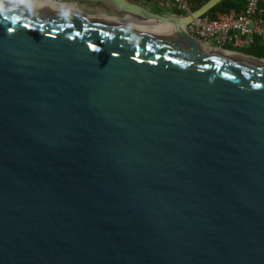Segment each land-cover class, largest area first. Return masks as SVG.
I'll use <instances>...</instances> for the list:
<instances>
[{
	"label": "water",
	"instance_id": "obj_1",
	"mask_svg": "<svg viewBox=\"0 0 264 264\" xmlns=\"http://www.w3.org/2000/svg\"><path fill=\"white\" fill-rule=\"evenodd\" d=\"M55 1L115 15L0 0V264H264V59L188 29L222 0Z\"/></svg>",
	"mask_w": 264,
	"mask_h": 264
},
{
	"label": "built area",
	"instance_id": "obj_2",
	"mask_svg": "<svg viewBox=\"0 0 264 264\" xmlns=\"http://www.w3.org/2000/svg\"><path fill=\"white\" fill-rule=\"evenodd\" d=\"M184 13L194 10L193 0H172ZM241 13L218 11L195 18L189 24V33L202 46L242 53L239 49L252 45L257 37L264 39V0H245ZM183 13V14H184Z\"/></svg>",
	"mask_w": 264,
	"mask_h": 264
},
{
	"label": "rangeland",
	"instance_id": "obj_3",
	"mask_svg": "<svg viewBox=\"0 0 264 264\" xmlns=\"http://www.w3.org/2000/svg\"><path fill=\"white\" fill-rule=\"evenodd\" d=\"M68 6L72 5V7L76 8L80 12L92 14V15H101L103 18H107L108 16H113L115 15L110 8L107 6L100 4V3H73V4H66ZM151 9H155L154 6H148ZM114 18V17H112ZM240 52L246 55H251L252 57H257V58H264L261 56H258L255 52H252L251 50L248 49H239Z\"/></svg>",
	"mask_w": 264,
	"mask_h": 264
},
{
	"label": "trees",
	"instance_id": "obj_4",
	"mask_svg": "<svg viewBox=\"0 0 264 264\" xmlns=\"http://www.w3.org/2000/svg\"><path fill=\"white\" fill-rule=\"evenodd\" d=\"M201 3H204L207 0H198ZM245 0H222L216 6H214L208 14L215 15L218 11L221 12H234L236 14L241 13L246 7ZM257 52H255L258 56L264 57V44L257 46ZM250 50V49H248Z\"/></svg>",
	"mask_w": 264,
	"mask_h": 264
},
{
	"label": "bare ground",
	"instance_id": "obj_5",
	"mask_svg": "<svg viewBox=\"0 0 264 264\" xmlns=\"http://www.w3.org/2000/svg\"><path fill=\"white\" fill-rule=\"evenodd\" d=\"M11 1H14V2H20V3H29L31 0H11ZM38 2L40 3L41 6H49L51 8H57V9H61V10H65V11H68V12H73V13H80L79 10H77L76 8L72 7V5L68 6L64 3H59L55 0H38ZM115 20H118V21H121L120 19H117V18H114ZM141 25L140 27H152V28H155V29H160V25L157 24L156 22H149V23H141L139 24ZM158 25V26H157Z\"/></svg>",
	"mask_w": 264,
	"mask_h": 264
},
{
	"label": "crops",
	"instance_id": "obj_6",
	"mask_svg": "<svg viewBox=\"0 0 264 264\" xmlns=\"http://www.w3.org/2000/svg\"><path fill=\"white\" fill-rule=\"evenodd\" d=\"M136 1H139V2L143 3L145 0H136ZM150 2H152L153 4H150L149 6H153L154 5L155 8H158L159 6H161L163 8L166 7V10L167 11H171V12L175 11V9H176V6H175V4H174V2L172 0H150ZM197 2H200V1L193 0L194 4L197 3ZM262 44H264V39H262L260 37H257L255 42L252 45H250V46H248L247 48H244V49H250L252 52H257V49H258L257 46L258 45L260 46Z\"/></svg>",
	"mask_w": 264,
	"mask_h": 264
},
{
	"label": "flooded vegetation",
	"instance_id": "obj_7",
	"mask_svg": "<svg viewBox=\"0 0 264 264\" xmlns=\"http://www.w3.org/2000/svg\"><path fill=\"white\" fill-rule=\"evenodd\" d=\"M150 5V4H149ZM154 6V5H153ZM155 9H158V8H155ZM154 9V10H155ZM177 9V10H176ZM175 11H172L173 13H177V12H180V13H184L182 12L178 7H176ZM184 14H187V13H184ZM201 50L203 51H207V52H215V50L213 51L212 49H207L205 48L204 46H202Z\"/></svg>",
	"mask_w": 264,
	"mask_h": 264
}]
</instances>
